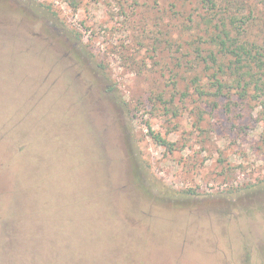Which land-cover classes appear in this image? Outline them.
<instances>
[{"label": "rangeland", "instance_id": "rangeland-1", "mask_svg": "<svg viewBox=\"0 0 264 264\" xmlns=\"http://www.w3.org/2000/svg\"><path fill=\"white\" fill-rule=\"evenodd\" d=\"M213 13L0 0V264H264V122L216 94Z\"/></svg>", "mask_w": 264, "mask_h": 264}, {"label": "trees", "instance_id": "trees-1", "mask_svg": "<svg viewBox=\"0 0 264 264\" xmlns=\"http://www.w3.org/2000/svg\"><path fill=\"white\" fill-rule=\"evenodd\" d=\"M205 2L210 3V9L214 10L205 21L209 42L219 48L210 52L209 59L213 64L223 62L213 73L216 94L221 95L223 89H228L234 90L242 101L256 100L260 106V119L264 122V38L263 36L260 38V34L258 40L248 36L250 16H241L243 7L236 10L232 2L225 0H205ZM225 79H230L232 82L229 80L230 84H228ZM199 81L200 78L196 77L195 82ZM197 91L201 95L209 93L198 86ZM114 101L119 107L125 108L120 95L115 93ZM150 134L157 142L172 149L173 144L159 133L150 130Z\"/></svg>", "mask_w": 264, "mask_h": 264}]
</instances>
